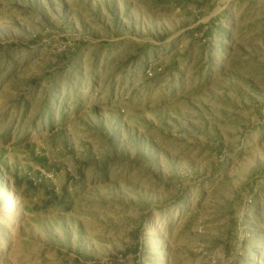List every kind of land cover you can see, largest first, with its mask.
Instances as JSON below:
<instances>
[{
  "label": "rangeland",
  "instance_id": "374dc122",
  "mask_svg": "<svg viewBox=\"0 0 264 264\" xmlns=\"http://www.w3.org/2000/svg\"><path fill=\"white\" fill-rule=\"evenodd\" d=\"M0 264H264V0H0Z\"/></svg>",
  "mask_w": 264,
  "mask_h": 264
}]
</instances>
